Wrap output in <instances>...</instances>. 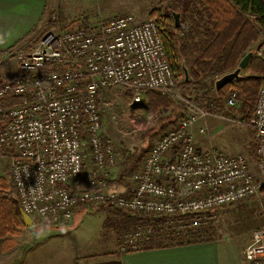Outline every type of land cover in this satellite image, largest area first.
I'll use <instances>...</instances> for the list:
<instances>
[{
  "label": "built area",
  "instance_id": "1",
  "mask_svg": "<svg viewBox=\"0 0 264 264\" xmlns=\"http://www.w3.org/2000/svg\"><path fill=\"white\" fill-rule=\"evenodd\" d=\"M7 59L14 60L18 73L12 79L0 76V115H5L0 160L10 161L15 196L27 215L55 224L88 204L138 215L118 234L119 249L127 252L154 240L175 244L205 238L203 230L226 205L254 199L264 207V84L248 122L257 175L242 153L196 146L191 126L210 113L183 97L185 112L152 144L130 174L127 191L108 188L116 151L102 136L101 90L129 91L132 106L146 90L176 95L155 19L126 13L85 28L54 22L30 48H0V65ZM237 102L231 90L225 106ZM87 159L93 168L80 188ZM243 255L246 264H264V220L252 230Z\"/></svg>",
  "mask_w": 264,
  "mask_h": 264
},
{
  "label": "rangeland",
  "instance_id": "2",
  "mask_svg": "<svg viewBox=\"0 0 264 264\" xmlns=\"http://www.w3.org/2000/svg\"><path fill=\"white\" fill-rule=\"evenodd\" d=\"M63 1L65 4L62 8L60 7L58 14L56 13L58 20L55 21L60 26L79 25L78 22L86 19L88 24L95 23L94 21L101 19L100 17H112V15L124 13H131L139 19L153 18L150 15L153 8L171 5L175 0H171L169 3L162 2V0H61V3ZM65 9L68 11L67 13H73L76 18L68 17V20L64 13ZM140 9L144 11L142 14H140ZM174 11L176 12V10ZM179 35L182 36L181 33ZM252 51L253 56L264 58V34H261L255 42ZM12 61L14 62V60ZM240 73L242 75L246 71L244 72L243 69ZM219 77H215L214 85ZM175 79L177 83L176 95L169 96V104L159 106L157 109H153L147 104L145 97L139 104L129 105V96L124 90L104 88L100 92L103 109L102 136L110 140L116 151V166L112 175L115 176L114 178H118L121 181L120 184L125 187L129 185L130 174L137 169L155 140L165 131L174 127L185 112L184 104L180 98L187 96L193 100L196 89L189 88L183 92L185 93L183 95V88L180 84L182 77ZM230 91L231 89L225 95L221 106L216 107L211 103L210 106L215 107L213 112L208 110L210 114L199 118L191 126L190 132L198 148L201 147L203 150L216 148L229 155L242 153L249 161L252 172L257 175L254 132L248 124L239 123L241 119L236 112L240 106L239 100L233 107L225 106L226 97ZM193 101L199 107L206 109L204 108L206 103L204 98L201 97ZM200 127H204L203 132L199 131ZM0 179L6 182L11 181L10 161L7 157L0 160ZM83 180H85L84 177ZM83 180L80 179L82 181L80 187H84ZM114 181L115 179H111L110 175L108 188L121 191L122 188H118ZM11 194L14 195L13 191ZM100 205L102 204H88L86 208L77 210L72 219L55 224L49 223L47 219L31 216L35 222L27 227V233L30 236L36 233V240L33 239L29 243H25L24 248L11 237L0 240V264H66L68 258L71 257L72 250L80 251L79 249L84 248L83 251L99 253L105 246L109 247L107 238L116 237L118 230H126L117 228L121 223L120 218L123 217L121 214L109 213ZM217 215L213 226L208 227L207 230L202 228L204 237L223 238V242L237 246L244 239H247L248 243L252 230L262 224L264 207L258 200L247 199L220 208ZM71 221L73 223L69 225ZM65 222L66 224L59 225ZM29 247L30 249L25 251V248ZM83 251L78 253H84Z\"/></svg>",
  "mask_w": 264,
  "mask_h": 264
},
{
  "label": "trees",
  "instance_id": "3",
  "mask_svg": "<svg viewBox=\"0 0 264 264\" xmlns=\"http://www.w3.org/2000/svg\"><path fill=\"white\" fill-rule=\"evenodd\" d=\"M174 10L180 14L179 27L173 20ZM150 15L157 22L174 77H182V94L185 95L183 92L189 88H195L193 100L204 98V108L213 112L215 107L210 106L211 103L221 106L227 92L235 90L240 101L236 110L240 123L248 124L264 83V58L252 55L244 69L246 73L217 91L213 81L216 76L234 70L244 54L264 34V0H175L171 5L153 8ZM86 20L78 22L79 26L85 28L88 25ZM179 33L182 36H178ZM182 63L189 74L187 81ZM144 97L153 109L166 106L170 101L168 95L155 90H146ZM4 105H7V100ZM4 118L5 115L1 114L0 120ZM100 206L109 213L123 216L118 229H127L140 219L138 215L131 216L105 205ZM19 210L12 181L0 179V240L17 235L25 226ZM120 232L118 230V234ZM169 244L154 240V243L148 242L138 249Z\"/></svg>",
  "mask_w": 264,
  "mask_h": 264
},
{
  "label": "crops",
  "instance_id": "4",
  "mask_svg": "<svg viewBox=\"0 0 264 264\" xmlns=\"http://www.w3.org/2000/svg\"><path fill=\"white\" fill-rule=\"evenodd\" d=\"M63 4H65V1L61 3V0H0V48H30L33 42H36L58 20L56 19L58 17L56 13L60 10V7L62 8ZM65 11L66 18H76L73 13H67L66 9ZM139 11L140 14L144 12L143 9ZM116 15H112V17ZM50 18H54V20ZM100 18L94 22L107 21L111 17ZM254 45L255 43L251 47V52L254 49ZM15 65V62L11 59L5 60L0 65L1 78H14L17 75V66ZM92 168L93 164L91 160H86L85 171L82 178H80L82 180L83 177L85 178L82 184L84 187L80 188L86 187V181L91 174ZM113 169L110 173L111 179H115L114 182H116L118 188H122L121 191H127L129 185L125 187L123 184H120L121 181L112 175ZM128 184H130V179ZM72 223L71 221L69 225ZM64 224L66 222L59 225L62 226ZM27 231L28 228L24 226L19 230L17 235L11 238L18 242V245L22 246L33 239L36 240V233L30 236ZM107 240L109 247L105 246L99 253L86 252L83 251L84 248L79 249L80 251H73L71 248L72 254H70L71 257L68 258L66 264H246L243 250L247 244V239H244L243 242L236 246L223 242V238L205 237L189 240L184 243L153 246L129 250L127 252L120 251L118 235L116 237L110 236ZM90 248L92 247L90 246ZM29 249L30 247L25 248V251ZM82 251L84 253H78Z\"/></svg>",
  "mask_w": 264,
  "mask_h": 264
},
{
  "label": "water",
  "instance_id": "5",
  "mask_svg": "<svg viewBox=\"0 0 264 264\" xmlns=\"http://www.w3.org/2000/svg\"><path fill=\"white\" fill-rule=\"evenodd\" d=\"M172 16H173V20H174V23H175V26L176 27H179L180 25V14L178 12H175L173 11L172 12ZM252 57V52L251 51H248L239 61L237 67L230 71V72H227L223 75H221L218 79H216L215 81V88L216 90H219L220 88H222L223 86H225L226 84L232 82V81H235V80H238L239 78H241V71L243 69L246 68L250 58ZM182 68H183V72H184V79L185 81L189 80V74H188V71L186 69V67L184 66V64L182 63ZM20 211V214L22 216V220H23V223L26 227H29L31 225L34 224V219L27 215L23 210H19Z\"/></svg>",
  "mask_w": 264,
  "mask_h": 264
}]
</instances>
